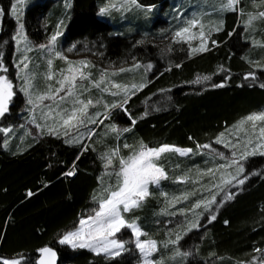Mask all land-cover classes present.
I'll return each instance as SVG.
<instances>
[{
    "label": "trees",
    "instance_id": "obj_1",
    "mask_svg": "<svg viewBox=\"0 0 264 264\" xmlns=\"http://www.w3.org/2000/svg\"><path fill=\"white\" fill-rule=\"evenodd\" d=\"M107 1L68 0L71 7H67L63 0H46L27 11L26 31L34 42L46 40L61 20L69 17L67 41L76 43L87 37L102 53L103 61L137 60L149 65L147 61L154 60L156 65L153 69H142L137 79L138 85L146 86L131 94L124 108L112 109L107 119L102 115L99 120L103 123L94 124L81 140L74 132L65 136L64 130H59L58 136L48 131L37 136L22 130L27 138L26 148L7 149L3 128L29 118L24 110V94L20 91L14 97L0 118V264L5 258L17 257H26L27 264H37L39 250L46 246L57 249L59 264L139 263L141 253L129 229L118 233L128 243L127 250L116 257L98 255L88 248H73L60 244L59 240L97 206L93 196L102 187L115 183V175L109 173L119 167V158L106 169L101 159L104 153L118 147L120 156L126 157L141 141L149 147L170 145L192 149L186 155L176 151L164 153L159 164L169 179L162 180L158 186L151 185V195L141 207L125 214L126 219H135L148 234L142 239L158 242V251L152 259L162 257L164 264H264V155L248 156L240 177H248L243 185L233 181L223 185V191H216L215 174L195 178L198 168L209 169L222 162L220 154L227 152L228 147L216 143L220 133L240 119L264 110L261 86L264 70L247 60L250 43L241 34L238 11L223 14L222 30L211 34L208 51L191 53L185 45L186 49H174L172 53L162 51L153 42L159 32L151 17L142 11L132 13L125 20L115 11L111 21L100 17L99 11ZM137 2L147 6L169 0ZM13 3L14 0H0L4 13L0 57L11 78L16 70L13 37L17 22L11 16ZM160 25L172 30L166 22ZM220 84L223 86H215ZM123 99L117 97L110 104ZM113 127L117 132L112 131ZM124 128L130 131L120 132ZM101 130L102 137L97 138ZM66 140L74 142L66 143ZM124 144L131 147L125 148ZM69 171L75 174L66 175ZM178 177L185 178L184 182H178ZM208 189L218 193L213 210L205 211L203 207L191 210L197 200L211 199ZM228 192L235 193L232 199H225ZM161 193H167L169 198L183 193L190 195L182 202L173 201V207ZM212 215L215 220H211ZM181 216L182 223H176ZM197 220L199 227L185 235L189 224ZM177 233L183 237L179 244L164 247ZM177 247L181 253L189 254L170 259Z\"/></svg>",
    "mask_w": 264,
    "mask_h": 264
},
{
    "label": "rangeland",
    "instance_id": "obj_2",
    "mask_svg": "<svg viewBox=\"0 0 264 264\" xmlns=\"http://www.w3.org/2000/svg\"><path fill=\"white\" fill-rule=\"evenodd\" d=\"M45 1L46 0H23V3L17 4V0H14L13 6H16V13L13 14V6L11 9V16L17 22L14 37L17 36V33L20 30V25L22 24L23 34L27 37L28 46L31 48L30 51H25V42L21 41L19 44H17L16 40H14L16 68L15 75L13 78H11L7 75V73H0L6 75L14 84V95L12 96V99L8 104V108L9 105L13 102L14 97L18 94V92L21 91L25 97L24 110L27 111L29 115V118H25L23 122L18 123L14 126L3 128V130H9L7 132L4 131V146L12 151H21L26 148L27 145H25V143L27 138L24 133L30 132L32 135L38 136L44 132H47L49 127H57V121H59V117L55 116V112H59L61 111V109L70 110L73 107V101L76 96L85 101L88 99H92L94 102L97 100L100 101V103L88 108L87 111L90 116L95 118L97 113H104L105 103L110 104V101L115 100L117 97L124 98V94L122 92L120 93V95H111L112 92L119 91V89L112 87V85H138L137 79L142 75V69L144 70V68H148V65H144L143 62H138L137 60H131L128 63H107V61H103L102 53L98 52L96 45L94 43L92 44V42L87 37L79 40L76 43L67 41L66 34L68 31V22L70 20L69 17L63 18L61 20L62 23L59 24V27L55 28L46 40L34 42L26 31L25 19L27 11L32 5L36 3H43ZM63 3L65 4V6H67L70 2H68V0H63ZM113 5H115V7H113ZM220 6L221 0H169L168 3H156L147 6L140 5L138 2L137 4H132L131 0H108L105 5L101 7L107 8L108 11L104 13H101L99 11V16L103 18L107 17L111 21L113 18V11H115L123 18V20H125L127 17L131 16L132 13L135 14L138 11H142L144 14L151 17V21H154L153 25L154 28L159 32V36L154 38L153 42L158 45L162 49V51H170L174 53V49L182 51L186 49L185 45H187L191 53H198L192 52V49L197 48L201 43V25H203V31L205 33V37H207L208 48L210 36L215 31L213 29L219 25V22L221 20L223 21V14L225 15V13L227 12H220ZM236 8L238 11V19L240 20V24L242 26L241 34L250 43L249 52L246 55L247 60L253 63L257 69L264 70V46H261L264 45V18L255 20L251 26H248L246 23L249 14H257L258 12L264 11V0H240V3L236 6ZM66 15H69V11H66ZM193 18L198 19L200 23L196 27L190 28V33L185 34L186 42L185 40L176 38L175 33L177 31H173L175 30V27L183 23L184 24L180 27V29L186 27L188 26L187 21ZM2 21L3 15H0V29ZM161 22H166L167 25H170L172 30H166V25H160ZM163 31L167 32L165 33ZM56 32H60L61 34L57 37V41L55 42L54 47L42 49L40 45H48L50 37ZM209 32H211L210 35H208ZM176 40H180V42H176ZM171 43H174L175 46H172ZM111 48H114V46H111ZM69 49H72V51H69ZM53 52H60L64 57L67 58V60L56 58L53 55ZM25 55L29 57V66L23 73H21L20 69L17 67V64L20 62V60L23 59ZM49 59L53 61L51 69L49 68L47 63ZM80 60L89 61L91 65H94V67L90 66L84 69L85 72L91 73V77L89 80L78 81L75 96L68 97L65 101H60L59 98L45 99L43 101L37 100L38 96L45 94L51 95L55 91V89L59 87L57 81L62 79L63 74H67L69 62H72L74 67H79L75 64V62ZM137 63L140 65L139 68L134 67V65ZM147 64L152 65L150 69H153L156 65V62L154 60H149L147 61ZM120 69H125V71H120ZM49 72H51L52 74L51 80L47 79V75L49 74ZM123 73H127V76H120ZM102 74L104 75V83H102L99 88L93 86L92 81H99ZM22 77H28L31 80L32 87L28 89L27 94L21 90L25 87V80ZM49 86H51V90L49 89ZM105 87H107L109 91H103L102 89ZM61 95H64V93H61ZM128 95L130 96L131 92H129ZM30 98L35 103H29ZM58 105L59 107H57ZM46 106H50L54 110L53 116L55 118L46 117L45 114L49 111V108ZM259 114H264V110L254 112L250 115ZM248 116L240 119L239 121L228 127L225 131L220 133L218 136V138H222L224 142H230L233 145H237V147H228L227 152L220 154V157H222L223 159L222 162L215 167L209 168L213 170V172L210 174H215V176H217V182L214 184V186L217 187L216 191H218L223 185H225V180H230L232 176H235L237 174V169L235 166H232L230 168H221L220 165L227 164L232 159L240 160V157L245 153L246 150L251 151V146H249L248 149H245V144L249 140L252 141L253 145L257 143L264 144V137L260 136L259 131L261 127H264V121H246V118ZM241 122L244 123L242 124ZM37 125H40V127L38 128ZM93 125L94 124L87 123L86 120L85 126H81L78 129L73 128L70 130V132H74L76 135L79 134L80 137L78 136L77 139L81 140L86 137L87 132L92 128ZM253 125H255V127H253ZM22 130H24L25 132L23 133ZM59 130L64 129L60 128ZM221 134H223L222 137ZM100 137H102V130L100 131L97 138ZM172 147L179 149L175 146ZM260 151H264V147L258 149L257 154H259ZM233 152H235V156H233ZM177 153L180 154V152ZM246 160L240 161V163L244 165V171ZM207 170L208 169H204L201 167L198 168L195 172V178L198 179L201 175L208 174ZM97 207L98 205L95 208ZM89 214H92V211H90L84 217ZM182 221L183 218L181 216L176 220V223H182ZM78 227L79 224L77 225V227L70 231H74ZM116 238L120 239L118 237V234ZM123 252L124 251H121V253ZM101 254L107 257H113L110 255H106L103 252H101ZM5 260L9 261V264H12L13 261H18L19 264H27L26 257L3 259V261ZM137 264H142V254L140 262Z\"/></svg>",
    "mask_w": 264,
    "mask_h": 264
},
{
    "label": "snow or ice",
    "instance_id": "obj_3",
    "mask_svg": "<svg viewBox=\"0 0 264 264\" xmlns=\"http://www.w3.org/2000/svg\"><path fill=\"white\" fill-rule=\"evenodd\" d=\"M23 3V0H17V4ZM132 4H137V0H131ZM240 3V0H221V6L219 11H236V6ZM71 7L69 3L67 5ZM115 7V5H113ZM13 14L16 13V6H13ZM108 11L107 8H101L100 12L104 13ZM3 10L0 9V15H3ZM264 18V11L258 12L257 14H249L247 25L251 26L252 23L259 19ZM62 23V22H61ZM200 21L196 18L190 19L187 21L186 27L181 28L175 33L176 38H180V40H185V34L190 33V28L196 27ZM59 27V25H58ZM223 27V21L219 22V25L216 26L213 30L220 31ZM60 32H56L50 37L48 45H40L42 49L44 48H52L57 41V37L60 35ZM209 32L208 35H210ZM232 35V33H229ZM201 43L197 48L192 49V52H204L208 51L207 48V37H205V33L203 31V25H201L200 31ZM16 40V43L19 44L21 41L25 42V51H30L31 48L28 46L27 37L23 34V25H20V30L17 33L16 37H13ZM180 40H176V42H180ZM186 42V40H185ZM215 44V41H212ZM264 46V45H261ZM72 51V49H69ZM53 55L56 58L67 60L60 52H53ZM29 57L25 55L22 60L17 64V67L20 69V72L23 73L28 68ZM49 68L51 69L53 61L49 59L47 61ZM79 67H74L72 62H69V67L67 69V74L62 75V79L57 81L59 87L55 89V91L49 95H41L37 97V100L43 101L45 99H56L59 98L60 101H65L68 97L75 96V91L77 88L78 81L89 80L91 77V73L85 72L84 69L88 67H94L91 65L89 61L80 60L75 62ZM22 65V67H21ZM134 67L139 68L140 65L137 63ZM149 69L152 65L147 66ZM179 67V65H177ZM120 71H125V69H120ZM8 69L4 66L2 57H0V73H7ZM63 73V70H62ZM249 76L254 78V74L250 73ZM25 80V87L21 90L26 94L28 93V89L32 87L31 80L28 77H22ZM247 78V77H246ZM47 79H52V74L49 72L47 75ZM207 79V78H205ZM104 83V75H101V79L99 81H92L93 86L99 88L100 85ZM146 85L141 83L139 85L132 84L131 86L124 85L121 86L119 84H113L112 87L119 89L118 92H112L111 95L116 96L120 95L122 92L124 94V99L120 103L113 102L111 104H104L105 112L97 113L95 118L90 116L88 113V108L90 106H94L95 104L100 103L99 100L93 101L92 99L81 100L78 96L75 97L73 101V107L69 109H61L59 112H55V116L59 117V121H57V127H49L48 132L52 135H59V129H64V135L68 136L69 132L73 128H79L81 126H85V121L87 123L96 124L103 123L102 120H99L101 115L107 119L111 115V110L116 108H123L125 104H127L128 100L131 98L128 93L131 92L132 95H135V91L143 89ZM216 87H222L223 85H215ZM264 87V85H261ZM14 84L12 81L4 74H0V117H2L8 111V104L14 95L13 92ZM51 90V86H49ZM107 92L109 89L107 87L102 89ZM64 93V95H61ZM29 103H35L31 98L29 99ZM78 106V107H77ZM49 108V111L45 114L48 118H55L53 116L54 110L50 106H46ZM59 107V105L57 106ZM246 121H264V114L259 115H249L246 118ZM135 120H132V123L135 124ZM242 124L244 122H241ZM39 128L40 125H37ZM255 127V125H253ZM3 131L7 132L8 129H4ZM113 132H117L115 127L112 128ZM129 128H124L120 130V132H128ZM260 136L264 137V127L260 128ZM120 133L118 132V135ZM223 134H221V137ZM66 143H73L74 140H66ZM78 142V141H77ZM216 143H223L224 147H232L236 148L237 145H233L230 142H224L222 138H218ZM251 146V151H245V153L240 157V160L232 159L227 164L220 165L221 168H230L235 166L237 169V174L232 176L230 180H225V185L232 184V181H236L237 185H243L245 180L248 179L247 176H242L244 173V165L240 163L241 160H246L248 156L256 155L257 150L261 147H264V144L257 143L253 145L252 141L249 140L245 144V149ZM125 148L131 147L128 144H124ZM198 147L209 148L210 145H198ZM87 150V149H85ZM177 151L180 152L181 155H186L192 152V149H176L169 145H162L159 147H149L143 141L140 142L139 147L137 149H133L130 155L124 157L120 156L119 148H114L110 152L104 153L101 157L105 161V168H111L113 165V160L115 158H119V167L113 169L109 175H115L116 180L114 184L107 185L101 188V191L93 196V200L97 203L98 207L92 210V214L87 215L79 220V227L74 231H69L62 236L59 240L60 244L71 245L73 248H88L96 254H100L103 252L106 255L110 256H118L121 254V251H126L125 244L128 241H124L123 239H117V234L121 233L123 229H129L134 237L135 247L142 254V264H164V260L161 257L160 259L153 260L151 257L154 253L158 251V242L153 239H141V237H147V233L144 232L141 226L137 223L135 219L129 220L126 219L125 214L129 213L133 209L141 207L143 202L151 195L149 191L150 185H159L162 180L169 179L167 172L165 169L159 164V160L164 153ZM260 155H264V151L259 152ZM233 156H235V152H233ZM208 173H212V169L207 170ZM74 171H69L66 175L71 176L74 175ZM183 177H178V182H184ZM211 199H201L197 200L193 205L191 210H195L197 208L203 207L205 211H212V205L217 204L216 195L218 193H212L211 189H208ZM219 191H223V188H220ZM32 195V193H29ZM168 201L169 205L174 207V202L179 203L183 200H187L189 198L188 193H183L181 196H173L171 198L168 197L167 193H161ZM191 195H195V193H191ZM235 193L228 192L225 195V199H232ZM183 209L181 210V214H183ZM174 215V214H173ZM215 215L211 216V220H215ZM199 227L198 220L195 222H191L187 229L184 231L186 235L188 231H191L193 228ZM182 235L177 233L175 235V239H170L169 241L164 243V247H168L169 244L175 246L179 244V241L182 239ZM43 255L39 260V264H55L56 253L50 247H45L39 250ZM257 251H260L257 249ZM189 253H181L180 249L177 247L175 249L174 256L170 257V259H175L177 256H187ZM3 264H9V261L5 260ZM12 264H19L18 261H13Z\"/></svg>",
    "mask_w": 264,
    "mask_h": 264
},
{
    "label": "water",
    "instance_id": "obj_4",
    "mask_svg": "<svg viewBox=\"0 0 264 264\" xmlns=\"http://www.w3.org/2000/svg\"><path fill=\"white\" fill-rule=\"evenodd\" d=\"M46 247H50V248L53 249V251H55V253H56L55 264H59V263H60V257H59V254H58L57 249L54 248L53 246H46ZM44 248H45V247H44ZM42 255H43V254L40 252V253H39L38 260H37V264H39V260H40V258L42 257Z\"/></svg>",
    "mask_w": 264,
    "mask_h": 264
},
{
    "label": "crops",
    "instance_id": "obj_5",
    "mask_svg": "<svg viewBox=\"0 0 264 264\" xmlns=\"http://www.w3.org/2000/svg\"><path fill=\"white\" fill-rule=\"evenodd\" d=\"M205 52V51H204ZM96 253V252H95Z\"/></svg>",
    "mask_w": 264,
    "mask_h": 264
}]
</instances>
